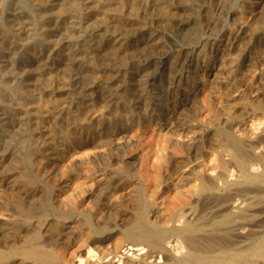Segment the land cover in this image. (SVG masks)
<instances>
[{
	"label": "bare ground",
	"instance_id": "6f19581e",
	"mask_svg": "<svg viewBox=\"0 0 264 264\" xmlns=\"http://www.w3.org/2000/svg\"><path fill=\"white\" fill-rule=\"evenodd\" d=\"M17 1L29 12L28 17H26L28 33L24 36V30L20 25L11 29L12 26L6 25L5 20L3 21L0 16L1 49L20 50L25 55L38 56L42 62H45L44 55L46 52L51 53L48 51L49 46L52 45L50 42V33L53 27L51 21L57 22L62 19L63 22L67 20L64 36L68 46L63 49L64 52L62 53L69 62L66 71L74 72L76 67L84 70V87H82L85 90L88 86L96 87L98 91L107 90L109 80L118 75L119 67L125 63L121 53L127 47V39L117 37L118 32L123 27L124 20H126L117 1ZM60 2L61 8H63L62 17L57 11L58 7L53 8L54 4H60ZM163 2V0H149V3H143L142 6H139L141 12L145 14L151 11L150 5L163 7ZM219 2L222 4L221 1ZM186 4L188 5V3ZM7 5L8 0H0V11L5 10ZM38 7L43 8V14H35ZM88 8L93 10L103 8L104 12L101 16L97 15L92 18ZM155 11L157 12V10ZM177 32H181V30ZM148 34L149 37L152 36L150 32ZM242 44L240 46H244ZM194 48L192 49L194 50ZM229 55L231 56V54ZM145 58L148 59L149 56H145ZM249 58L251 57L249 56ZM245 61L247 62V60ZM30 64L32 63L30 62ZM56 65L58 64L56 63ZM255 65H257L256 62ZM173 67L175 68V66ZM170 71H172L171 68ZM176 71L174 72L177 74L178 71ZM10 72L11 70H5L3 75L0 74V115H6V118L1 115L5 123L3 122L4 125L0 126V264H264L263 131H260L261 137L245 141L247 137L244 140L242 136L237 135L238 133L233 131L231 125H217L212 120L207 124L180 125L176 132L180 134L181 139L185 140L187 137L191 140H189L188 146L184 147L179 140H171L172 137L166 138V145H164L166 155L160 157L158 162L156 161L157 163L153 165L155 169L152 167L148 173L135 172L138 161L135 162L128 157L127 159L123 158L121 155L119 158L115 155L119 151L114 152V149L109 150L108 156L96 154L86 162L72 161L64 158L63 154L68 153L71 148L75 149L78 141L71 143L72 139L75 137L82 139L83 135L70 136L68 134L67 136L65 132L71 124L73 125L78 116H74L71 108L65 109L61 115L62 118L68 119L66 124H63L60 121V114L50 111L45 102L42 101L41 96H38L39 93L36 95L31 90L24 88H20L21 90L18 92L20 101L18 100L19 106L15 108L16 106L12 105L15 97L7 94L11 86L9 87L4 80V75L10 74ZM52 74L54 75L55 71ZM48 75L46 76L49 77ZM233 77L235 76L233 75ZM250 79L252 80V78ZM42 80L43 77L40 78V81ZM144 87L147 86L144 85ZM52 89L51 85L44 84V91L49 92ZM66 89L73 99L77 98V92L72 84L68 82L64 90ZM231 90L233 91V89ZM252 93L255 92H251V95ZM256 100L258 99L255 98ZM51 105L49 103V106ZM223 111L218 114L219 117L221 115L223 117ZM162 116L168 122L169 116L167 114ZM227 117L230 119V116ZM257 119L259 118L257 117ZM103 120V117H99L94 121L97 129L103 126ZM117 125L118 122L112 123L111 128H116ZM106 127L104 126V128ZM112 135L110 133L109 136ZM56 142H58V146ZM174 144L179 146L174 147ZM116 148L119 149V147ZM205 151L218 156L219 160L216 167L205 162L203 158ZM147 164L149 165V163ZM81 170L83 171L81 172ZM183 170L186 171L182 173ZM177 174L180 176V183L176 182L175 176ZM231 175H235V177L230 178ZM173 178L176 180L172 181ZM74 179L77 180V182L75 180L76 185L71 187ZM190 181H194L195 184L189 185ZM238 195L242 197H238Z\"/></svg>",
	"mask_w": 264,
	"mask_h": 264
},
{
	"label": "rangeland",
	"instance_id": "374dc122",
	"mask_svg": "<svg viewBox=\"0 0 264 264\" xmlns=\"http://www.w3.org/2000/svg\"><path fill=\"white\" fill-rule=\"evenodd\" d=\"M32 1H34V0H32ZM38 1H41V0H38ZM86 1L90 2L91 0L90 1L86 0ZM115 1H117L119 3L118 6H119L120 10L122 11L123 15L125 14L124 17L126 19V20H124L123 27L118 32L117 37L118 38L119 37H125V39H127V47H126V50L121 53L122 56L124 57L125 63H123L119 67V69L117 71L118 75L116 76L117 78L115 77L114 79L109 80L107 90H105V91H101V90L98 91L96 89V87H93V86H88L89 89L87 88L85 90L83 88L84 87L83 76L85 75V73H84V70H82L81 68L76 67V70L74 72H67L66 71L69 62L64 58L62 53L64 52L63 49H65L68 46V42L66 41V38L64 36L65 28L67 26V20L63 21V22H62V19H61V21L59 20L57 22L54 20L51 21L53 27H52V32L50 33V42H52V45L49 46V48H48V51H50L51 53L46 52L47 56H45L46 54L44 55L45 62H42L40 60V58H38V56L33 57L30 55H25V53L20 51V50L10 51V50H3L0 48L1 49L0 50V61L3 60L2 62H0V66H1L0 67V74H2L5 70H11L10 74L4 75V80L7 82L9 87L10 86L12 87V88L10 87L9 91H8L11 94L8 92H7V94L9 96L15 97L12 101V105L16 106L15 108H17L19 106V101H20V97L18 96V92L24 88V89L31 90L36 95H38V93H39L38 96H41V99L43 102H45L47 108H49V110L52 111L53 113H59L60 114V117L62 119V120L60 119V121H62L63 124H66L65 122H67V119H68V118L66 119V117L62 118V115L65 112V109L71 108L74 116L75 115L78 116L77 120H75L73 122V125L71 124L69 126L70 128L65 132V135L67 134V136H68V134H69L70 136L71 135L75 136V135L81 134V135H83V138L82 139H76V137H75L74 139L71 140V143H73L74 141L75 142L78 141V143L75 145V149L71 148V150L68 151V153L66 152L65 154H63L64 158H66L68 160L77 161V162L82 163V162H86L89 159L93 158L94 156H96V154L101 155V156H108L109 150L114 149V152L119 151V152L115 153V155H117V157H119L121 155L123 158L127 159V157H128L130 160H133L135 162H136V160L138 161V162H136L138 164H137V168L135 169V172L137 171L138 173L139 172H142V173L147 172L148 173V171L150 169L152 170V167H153V169H155L153 165L158 162L157 160L160 157L166 155L165 154L166 153L165 147H164V145H166V138L172 137L171 140H174V141L179 140V142L181 141L180 143H182L184 147L188 146V142H190L191 140L187 137L185 138V140L181 139L180 134H178L176 132V130H179L178 126H180V125L186 126L187 124H192V123H194V124H200V123L201 124H204V123L207 124V122L212 120V122H214V123L216 122L215 124H217V125H219V124L222 126L223 125H225V126L231 125L233 127L232 128L233 131L236 134L238 133L237 135H239L240 137L242 136L243 139L245 137H247V138H245L246 140L244 139L245 141L253 140V138L256 139L258 137H261L262 133L264 134V125H263L264 114H262V113H264V109H263L264 108V103H263L264 102V99H263L264 98V95H263L264 94V91H263L264 90V75H263L264 74V68H263L264 67V44H263V42H264V37H263V34H264V27H263L264 26V0H210V1L209 0H163L164 1L163 7H161V5L160 6L157 5V7H155V5L149 4L150 10H151L150 12H148V13H150L149 16H148V13H145L146 15L144 13H142L141 8H140V6H142L143 3L144 4L149 3V0H146V1L145 0H115ZM141 1H143V2H141ZM217 1H218V3H217ZM219 1H221L222 4H220ZM225 1H226V3H225ZM170 3H171V5H170ZM186 3H188V5ZM57 7H58L57 11L60 13V16L62 17L63 16V8H61L62 7L61 2H60V4L57 3V4L53 5V8L56 9ZM13 10H14V12H13ZM37 10L35 11L36 15L43 14V8L38 7ZM88 10H90L89 12H90L92 18L94 16H97V15L101 16L104 12L103 8H100L98 10H93L91 8H88ZM126 10H128V11H126ZM133 10L135 13L133 12ZM155 10H157V12ZM27 11L28 10L23 8L18 3L17 0H8L7 8L3 11H0V16L2 17L3 21L5 20L4 23L6 22L5 23L6 25L12 26L11 29H14L16 26L20 25L22 27V29L24 30L23 31L24 36H26L28 33L26 17H28V15H29V12H27ZM194 12H196V13H194ZM94 13H96V14L94 15ZM141 14H142V16H141ZM164 14H165V16H164ZM196 14H198V15H196ZM53 22H54V24H53ZM137 22H139V23H137ZM15 23H16V25H15ZM147 23H149V24H147ZM139 24H141V25H139ZM205 24H206V26H205ZM137 25H139V26H137ZM260 25H261V27H260ZM200 28L203 30H201ZM256 28H257V30H256ZM179 29L181 30V32H177V31H180ZM246 30H248V31H246ZM131 32H132V34L130 35ZM149 32L152 34L151 37H149V34H148ZM61 33H62V35H61ZM145 33H146V35H145ZM243 33H245V34H243ZM192 34H194V35H192ZM57 37H58L59 42L57 40ZM246 37H248V38H246ZM257 37H259V38H257ZM232 39H233V41H232ZM201 41H203V42H201ZM160 42H162V43H160ZM242 42H243V44H242ZM250 43H251V45H250ZM241 44L244 46H240ZM256 44L259 46H257ZM129 46L131 49L128 48ZM201 46H202V48H201ZM192 48H194V50ZM216 49H217V52H216ZM225 49H227L228 51L227 50L225 51ZM258 49H259V51H257ZM235 50H236V52H235ZM245 50H247V51H245ZM253 50H254V52H252ZM184 52H185V54H184ZM239 52H241V53H239ZM243 52H244V54H243ZM16 53H17V55H16ZM20 54H22V55H20ZM198 54H199V56H198ZM229 54H231V56ZM129 55H130V57H128ZM147 55L149 56L148 59L145 58V56L148 57ZM193 55H195V56H193ZM237 55H239V56L241 55V56L239 57ZM257 55H259L260 58H258L259 56H257ZM131 56H133V57H131ZM189 56H190V58H188ZM233 56H234L235 60H234ZM249 56L251 58L253 57L254 59L249 58ZM238 57H239V59H237ZM176 58H177V60H176ZM181 58H183V59H181ZM226 58H227V60H226ZM58 59H60V60H58ZM236 60H237V62H235ZM245 60H247V62ZM251 60H253V61H251ZM32 61H34V62H32ZM50 61H51V63H50ZM228 61H230V62H228ZM30 62L33 65L30 64ZM172 62H173V64H172ZM255 62L257 65H255ZM56 63L58 65H56ZM61 63H62V65H61ZM156 63H157V65H156ZM234 63H235V65H234ZM173 66H175V68ZM217 67H219V68H217ZM170 68L172 71H170ZM245 69H247V70H245ZM146 70H147V72H146ZM54 71H55L56 75L52 74V73H54ZM174 71H176L177 74ZM260 71H261V73H260ZM15 72H18V73H15ZM142 72H144V73H142ZM154 72H156V73H154ZM57 73H58V75H57ZM185 73H186L187 78L185 77ZM140 74H142V75H140ZM46 75H48L49 77H47ZM166 75H167V77H166ZM168 75H170V76H168ZM233 75L235 77H233ZM253 75H255V76L257 75L258 78L253 76ZM41 77H43V80H42L43 82L40 81ZM0 78H1V75H0ZM16 78H17V80H16ZM18 78H20V79H18ZM250 78H252V80ZM135 79H136V81H135ZM163 80H165V81H163ZM67 81L73 85L74 90L77 92V98L76 99H73L71 97V95L69 93H67L68 92L67 89L64 90L65 85L68 83ZM24 82H26V83H24ZM45 83L48 85H51L53 89L50 90L49 92L44 91L45 89L43 90V88H44ZM144 83H146V84H144ZM189 83H191V84H189ZM192 83H193V85H192ZM231 83H232V85H231ZM258 83H259V85H258ZM19 84H20V87H19ZM255 84H257L258 86ZM123 85H124V87H122ZM144 85L147 87L145 88ZM225 85H227V86H225ZM131 87H132V89H131ZM17 88H19V89H17ZM123 88H124V90H123ZM11 89H13V90H11ZM230 89H233V91L232 90L230 91ZM245 89H247V90H245ZM143 90L146 92H144ZM63 91H64V93H63ZM79 91H80V94H79ZM113 92H114V94H113ZM251 92H255L256 94L252 93V95H251ZM190 93H192V94H190ZM261 93H262V96H261ZM163 94H164V96H163ZM167 94H168V96H167ZM231 94H233V95H231ZM121 95H123V96H121ZM159 96H160V98H159ZM173 96H174V98H173ZM232 96H233V98H232ZM17 97H19V98L17 99ZM255 98L258 99V100H256L257 102L255 101ZM260 98H261V100H260ZM45 99L48 102L44 101ZM130 100L134 101V102L131 103ZM236 100H238V101H236ZM110 101H115V102L110 103ZM165 101L168 103H166ZM75 102L79 105H77ZM92 102H93V104H92ZM176 102H179V103L177 104ZM236 102H239V103H236ZM247 102H248V104H247ZM49 103H50V105L51 104L52 105L49 106ZM62 103H64V104H62ZM172 103H174V104H172ZM235 103H236V105H235ZM254 103H256V104L258 103V105L254 104ZM106 104H108L109 106L108 105L106 106ZM59 106H60V108H59ZM91 106H93V107H91ZM262 106H263V108H261ZM191 107H193V108H191ZM242 107H243V109H242ZM244 110H246V111L244 112ZM116 111H117V113H116ZM222 111H223V117H222V115H221V117H219L218 114L220 112L222 113ZM261 111H263V112H261ZM61 113H62V115H61ZM100 113L102 114V116ZM119 114H120V118H119ZM161 114L162 115L167 114V116H169L168 122H166V119L165 120L163 119V116ZM227 114H229V115H227ZM1 115H0V126L4 125L3 122L5 123V120L2 119V117L6 118L5 114H3L2 117H1ZM141 116H142V118H141ZM159 116H161V117H159ZM227 116H230L229 118L231 120L228 119ZM239 116H240V118H239ZM99 117L104 118L103 126L100 127L101 130L97 129L95 127V124H94V121L97 120ZM133 117H135V118H133ZM257 117L259 119H257ZM130 118H131V120H130ZM148 118L151 120H149ZM158 118H160V119H158ZM118 119H120V120H118ZM235 119L237 121H239V120L240 121L237 122ZM124 120H125L126 124H124L125 123ZM142 120H144V121H142ZM157 120H158V122H157ZM115 122H118L117 127L111 128V124L115 123ZM245 122H247V123H245ZM157 123H159V124L157 125ZM177 124H179V125H177ZM250 125H251V127H250ZM259 125H261L262 127ZM104 126L105 127L107 126L106 127L107 129L104 128ZM126 126H127V128H126ZM247 127H250V128H247ZM260 131L261 132L263 131V132L261 133ZM252 132H253V134H252ZM110 133H111V135L112 134L113 135L109 136ZM170 133L172 134V136ZM259 133H261V134H259ZM86 139L88 141H85ZM115 139H116V141H115ZM123 141L126 143H124ZM57 144H58V142H56V145ZM118 145H120V146H118ZM174 145H175L174 147H176V145L179 146L178 144H174ZM116 147H119V149ZM124 151H125V153H124ZM205 152H204L205 154L203 153V158H204L205 162H208L209 165L216 167V165L218 164V160H219L218 156L216 154L210 153L209 151L208 152L205 151ZM209 156H211V157H209ZM147 163H149V165ZM143 167H145L144 170H143ZM148 167H149V169H148ZM140 168H141V170H140ZM198 169H199V167H198ZM82 171L83 170H81V172ZM158 171H161V169H158ZM185 171L186 170H183L182 173H184ZM178 174H177V176H175V178L177 180L175 178H173L172 181L176 180L177 183L181 182L180 176ZM234 177H235V175L230 176V178H234ZM178 178H179V180H178ZM63 180H64V178H63ZM75 180L76 179H74L73 183H71V185H70L71 187L76 185ZM76 182H77V180H76ZM193 182L194 181H190L189 185L195 184V182L194 183ZM143 184H144V182H143ZM176 186H177V184H176ZM127 190H129V189H127ZM240 196L241 195H238V197H240ZM240 199H242V198H240ZM158 260H160V259H158Z\"/></svg>",
	"mask_w": 264,
	"mask_h": 264
}]
</instances>
